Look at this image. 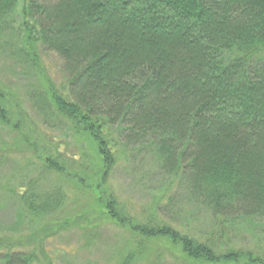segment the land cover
Returning a JSON list of instances; mask_svg holds the SVG:
<instances>
[{
    "label": "trees",
    "instance_id": "16d2710c",
    "mask_svg": "<svg viewBox=\"0 0 264 264\" xmlns=\"http://www.w3.org/2000/svg\"><path fill=\"white\" fill-rule=\"evenodd\" d=\"M14 14L29 47L22 59L34 66L38 49L62 63L63 87L39 92L44 119L61 122L93 154L63 156L10 111L0 88V164L17 155L34 169L24 184L0 180V195L18 201V219L57 221L71 202L59 226L79 211L68 228L87 222L85 232L96 233L109 224L137 249L160 243L185 264H264L261 245L224 251L219 234L194 236L153 214L139 220L108 187L122 153H151L167 181L211 215L213 233L264 219V0H0V26ZM52 177L60 183L36 186ZM46 231L59 232L56 224ZM10 235L0 234V264H52L42 242L27 252Z\"/></svg>",
    "mask_w": 264,
    "mask_h": 264
},
{
    "label": "rangeland",
    "instance_id": "374dc122",
    "mask_svg": "<svg viewBox=\"0 0 264 264\" xmlns=\"http://www.w3.org/2000/svg\"><path fill=\"white\" fill-rule=\"evenodd\" d=\"M11 19L10 25L0 26V88L8 95L5 99L7 107L14 114L20 111L26 121H30L33 129L42 133L53 145L59 146L63 156L92 158L91 144L73 133L68 135L61 122L45 120L39 105L41 90L45 96L46 86L58 90L64 85L61 60L54 54H43L36 49L34 66L28 65L20 54L22 49L29 50V47L25 49L22 35L16 30L19 25L18 16L14 14ZM17 117L20 118L21 115L18 114ZM0 133L7 135V131L0 130ZM1 140L11 143L7 137H1ZM119 158L116 170L108 180V187L132 216L141 220L142 214L146 215L144 218L153 214L157 220L164 221L173 228L180 227L198 237L207 233H212L215 237L219 234L216 239L222 240L224 251L232 247L245 251L254 247L256 249L260 245L264 248V219L255 220V224L236 222L228 227L226 224L224 227L220 225L222 229L213 233L211 215L187 198L176 181H167L161 172L162 163L156 162L151 153L127 152L122 153ZM33 170L31 166L21 162L17 155H10L0 164V180L10 177L13 182L24 184L33 176ZM34 174L37 175V172ZM59 183L53 177L43 178L36 186L44 190ZM15 185L19 187L20 184ZM2 193L5 191L0 188V194ZM6 195H0L3 196L0 199V234H11L9 237L13 236V240L21 241L27 252H31L42 242V248L52 264H117L132 250L138 252L130 255L128 264H185L177 251L173 253L160 243L147 244L142 250L137 249L135 244L129 242L131 240L126 231L109 224L101 225L96 233L85 232L87 222L77 228H68L82 217L79 211L72 210L69 218L71 222L66 226H59V218L64 216V212L71 210V202L66 209L60 210V217L55 218L58 222L39 214L27 215L24 220H19L18 201H8ZM55 224L59 232L45 238L46 228ZM155 245H161V248L158 250ZM158 251L164 255V261L158 258L154 261Z\"/></svg>",
    "mask_w": 264,
    "mask_h": 264
}]
</instances>
